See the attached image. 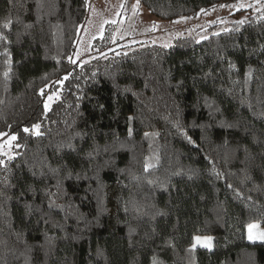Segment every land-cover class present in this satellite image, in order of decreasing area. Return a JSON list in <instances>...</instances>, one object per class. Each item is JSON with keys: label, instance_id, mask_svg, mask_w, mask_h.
<instances>
[{"label": "trees", "instance_id": "1", "mask_svg": "<svg viewBox=\"0 0 264 264\" xmlns=\"http://www.w3.org/2000/svg\"><path fill=\"white\" fill-rule=\"evenodd\" d=\"M234 1L139 3L171 21ZM87 11L0 0V138L17 137L0 155V264H264V237L246 238L264 225V12L72 66Z\"/></svg>", "mask_w": 264, "mask_h": 264}, {"label": "rangeland", "instance_id": "2", "mask_svg": "<svg viewBox=\"0 0 264 264\" xmlns=\"http://www.w3.org/2000/svg\"><path fill=\"white\" fill-rule=\"evenodd\" d=\"M87 6V15L79 27L75 50L70 57L72 66L126 56L151 47L169 49L184 38L203 40L225 31L231 23L244 20L248 15L264 12V0H236L166 21L150 15L139 0H87ZM67 76L48 88L44 95V113L59 99L61 85ZM12 136L4 134L0 138V145H3L0 155L7 158L14 153L13 141L10 147L8 144ZM197 237L199 241L195 239ZM208 237H211L212 248L215 238L210 235H195L191 247L207 248L203 243ZM263 237L264 225L252 222L247 226L249 242H259Z\"/></svg>", "mask_w": 264, "mask_h": 264}, {"label": "snow or ice", "instance_id": "3", "mask_svg": "<svg viewBox=\"0 0 264 264\" xmlns=\"http://www.w3.org/2000/svg\"><path fill=\"white\" fill-rule=\"evenodd\" d=\"M2 38V37H0ZM5 76H7V73H5ZM49 99H51V97H49ZM45 107L47 108V105H45ZM39 125H35L34 128L37 130L36 134L39 135L38 129H39ZM25 132L28 131V129H24ZM129 136H131V130H129ZM17 137L16 136H12L11 139L8 141L9 147L11 146V141L16 140ZM3 148V145H0V149ZM9 159H11V156H9ZM3 164V161H0V165ZM155 167L154 164H146L145 166V171H148L149 168ZM229 187H231V185H229ZM237 195H239V193H237ZM253 226H250V228ZM197 241H199V238H195ZM204 247H207L209 251H211V237L206 238L205 242L203 243ZM154 264H155V260H154Z\"/></svg>", "mask_w": 264, "mask_h": 264}]
</instances>
